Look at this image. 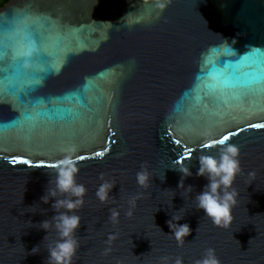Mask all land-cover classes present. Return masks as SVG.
I'll return each mask as SVG.
<instances>
[{
	"label": "water",
	"instance_id": "1",
	"mask_svg": "<svg viewBox=\"0 0 264 264\" xmlns=\"http://www.w3.org/2000/svg\"><path fill=\"white\" fill-rule=\"evenodd\" d=\"M157 2L9 0L0 9V23L37 21L45 35L28 57L45 63L25 70L51 67L23 102L0 90V124L9 125L0 127V264H47L59 237L40 228L56 214L41 197L55 183L49 165L67 155L86 189L69 213L81 220L72 264H196L208 249L220 264H264V128L252 127L264 124V80L244 88L233 79H253L243 60L253 51L264 60V0H171L162 12ZM53 108L71 112L36 115ZM25 111L34 119L23 121ZM228 145L241 171L224 227L197 208L208 181L196 172L200 156L218 159ZM181 167L192 176L179 188ZM145 171L146 187L137 180ZM103 183L112 185L106 202L96 195ZM176 216L191 228L182 245L168 227Z\"/></svg>",
	"mask_w": 264,
	"mask_h": 264
},
{
	"label": "clouds",
	"instance_id": "2",
	"mask_svg": "<svg viewBox=\"0 0 264 264\" xmlns=\"http://www.w3.org/2000/svg\"><path fill=\"white\" fill-rule=\"evenodd\" d=\"M170 2L171 0H158L157 7L162 12ZM70 151L75 152V149ZM238 157V147L228 145L220 152L218 159L206 155L198 158L199 168L196 175L205 178L208 182L203 191L196 195L197 208L211 218L217 226L227 227L232 221V208L237 202L236 197L238 195L233 186L241 171ZM76 163L77 160L72 155H67L60 160L55 173L54 186H48L45 194L41 197L44 204L54 201V203H51V207L56 214L51 220L42 221L39 224L40 228L48 233L49 228L54 227L59 237L54 246L48 248L47 264H72L79 247L75 233L81 226V220L78 215L69 213H74L76 209L83 206L86 189L83 185L76 183L75 177L79 171ZM173 169L182 174L178 187H183L184 179L192 176L190 168ZM137 180L141 186L146 187L149 181L147 172L138 173ZM51 184L50 181L49 185ZM111 188L112 185L109 183L101 184L96 193L101 202L108 200ZM187 189L191 190L192 186L188 185ZM118 215V212L112 211L111 218L113 221L116 220ZM181 219L183 217H172V220L168 221V227L171 229V235L182 245L185 238L191 234V228L188 224H179L178 222ZM173 221H176V223ZM46 237L47 235L45 239ZM38 247H34L33 252ZM175 264H183V262L178 258ZM196 264H220V262L215 255V251L208 249L204 258L197 261Z\"/></svg>",
	"mask_w": 264,
	"mask_h": 264
},
{
	"label": "snow or ice",
	"instance_id": "3",
	"mask_svg": "<svg viewBox=\"0 0 264 264\" xmlns=\"http://www.w3.org/2000/svg\"><path fill=\"white\" fill-rule=\"evenodd\" d=\"M46 24L51 23L46 21ZM40 25L37 21L27 22L20 21L18 23H0V90L6 91L7 93L16 96L23 102L24 91H35L36 85L43 78L38 75L39 72L51 71V67L47 68H36L32 71H26V65L32 63L36 65L37 62L45 63L43 55L37 56L35 60H30L28 57L34 52L36 44L39 43L41 50L43 51L45 45V35L42 34L38 29ZM48 28L45 27V33ZM257 51H253L248 57H244V61H250L254 65L253 72L251 73L252 80H241L240 77H233L235 84L249 88L254 83H259L264 80V60L257 59ZM212 70L215 68L213 66ZM62 99V97H57ZM42 100L37 103H42ZM70 109L53 108L40 111L36 113L37 116H47L49 119H65L66 114L70 113ZM76 115H79L78 113ZM34 116L29 112L25 111L22 114L23 121H31ZM21 119L13 121L11 126H21ZM0 127H9V125L0 124ZM254 128H264V124H254ZM170 135V133H168ZM229 139V136L225 135L223 139L216 141L218 144H224ZM177 145H180V140L174 141ZM210 147V145H205ZM191 148L186 149V153H190ZM95 157H103V151H97L94 153ZM78 159L83 161L86 159L84 155L78 156ZM25 164L28 161H24ZM49 167H57V165H49Z\"/></svg>",
	"mask_w": 264,
	"mask_h": 264
},
{
	"label": "trees",
	"instance_id": "4",
	"mask_svg": "<svg viewBox=\"0 0 264 264\" xmlns=\"http://www.w3.org/2000/svg\"><path fill=\"white\" fill-rule=\"evenodd\" d=\"M9 0H0V9L8 2Z\"/></svg>",
	"mask_w": 264,
	"mask_h": 264
}]
</instances>
